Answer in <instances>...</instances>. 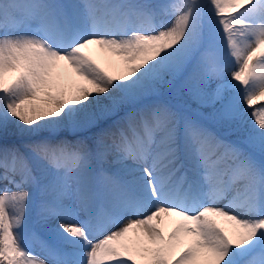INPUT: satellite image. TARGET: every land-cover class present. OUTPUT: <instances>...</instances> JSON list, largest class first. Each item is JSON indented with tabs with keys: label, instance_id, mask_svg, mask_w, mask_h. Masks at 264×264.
<instances>
[{
	"label": "snow or ice",
	"instance_id": "obj_1",
	"mask_svg": "<svg viewBox=\"0 0 264 264\" xmlns=\"http://www.w3.org/2000/svg\"><path fill=\"white\" fill-rule=\"evenodd\" d=\"M0 184V264H264V0H0Z\"/></svg>",
	"mask_w": 264,
	"mask_h": 264
},
{
	"label": "bare ground",
	"instance_id": "obj_2",
	"mask_svg": "<svg viewBox=\"0 0 264 264\" xmlns=\"http://www.w3.org/2000/svg\"><path fill=\"white\" fill-rule=\"evenodd\" d=\"M51 2H56V3H62V4H77V5H83L84 3H100L101 0H51ZM112 3H119L121 2V0H111ZM180 2V0H147L146 3H152V4H173V3H178ZM82 10V9H81ZM161 20L167 21L169 18L167 16L161 17ZM90 55L93 56V58L97 59L98 62H101L102 64L106 65V61L108 60V54L101 51L99 48L94 47L91 52ZM192 119L194 120H198L200 121L205 127H207L210 131H212L214 134L215 132L211 129V127L209 125H207L205 122H203L201 119H197L192 117ZM89 135H91V133H74L71 132L69 130H61L58 133V137L63 139L66 138L68 140H74V139H85L87 138ZM217 135V134H215ZM52 134L48 131H43L40 133L35 134L34 136H29L27 134L24 135H17L15 137L12 138V140L10 141V143H15L17 146H23L26 143H33V142H38L42 139L45 138H51ZM218 136V135H217ZM219 137V136H218ZM220 138V137H219ZM224 140V139H223ZM225 142V140H224ZM227 143V141L225 142ZM232 143V142H230ZM234 146H238L240 147L238 144H234L232 143ZM217 156H223V150L222 149H217ZM217 157H214V159ZM225 162H230L229 158L227 156H224V160L221 162V167H223ZM182 175H186L185 173H178L175 177L171 178V181L169 180L167 174L165 173L163 176V179L165 180L166 183L168 182H174V183H180V178ZM19 179V178H18ZM4 185L0 184V188H3ZM12 187V186H9ZM24 190H29V188H25ZM12 191H16V189L14 187H12ZM225 202V200H220L217 201L216 203L218 205H223V203ZM36 214V208L33 207L32 209V216L33 218L35 217ZM221 223L226 227V228H230V225L228 224V222H224L221 221ZM174 225L172 223H168L166 224V232L171 230V228ZM33 232L35 233L33 235V233H29L26 235L25 237V246L29 248V250L36 256H39L40 258H44L47 259L46 254L44 253L40 241L46 239V232L44 229H41L39 231L33 230Z\"/></svg>",
	"mask_w": 264,
	"mask_h": 264
},
{
	"label": "rangeland",
	"instance_id": "obj_3",
	"mask_svg": "<svg viewBox=\"0 0 264 264\" xmlns=\"http://www.w3.org/2000/svg\"><path fill=\"white\" fill-rule=\"evenodd\" d=\"M147 0H138V2H142V3H146ZM166 99L168 98L167 96L165 97ZM173 103L176 104H180L182 103V98L179 96H176L173 99ZM195 107V106H193ZM202 111L204 112H208L210 110L208 109H203ZM191 117L197 118V119H201L202 118L198 115L197 112L193 111L189 114ZM203 122H205L207 125H209L211 127V129L215 132V134H217L221 139H224L225 142L227 141V143H234V144H238L240 147H242V145L239 143V137H240V133L237 132H233L232 130L228 129V128H224V127H220L215 125L212 121L208 120H202Z\"/></svg>",
	"mask_w": 264,
	"mask_h": 264
}]
</instances>
